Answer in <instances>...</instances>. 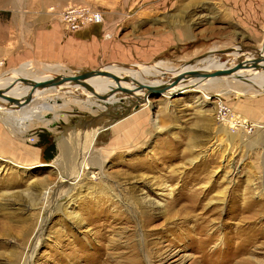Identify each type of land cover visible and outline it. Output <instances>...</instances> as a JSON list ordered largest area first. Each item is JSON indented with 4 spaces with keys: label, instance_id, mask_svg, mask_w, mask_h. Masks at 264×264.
I'll list each match as a JSON object with an SVG mask.
<instances>
[{
    "label": "rangeland",
    "instance_id": "374dc122",
    "mask_svg": "<svg viewBox=\"0 0 264 264\" xmlns=\"http://www.w3.org/2000/svg\"><path fill=\"white\" fill-rule=\"evenodd\" d=\"M20 6L57 21L63 8L86 6L103 23L70 34L84 48L1 62L0 76L25 63L29 77L174 70L209 55L224 61L235 47L255 58L264 49L257 0H0V25ZM236 73L251 78L236 87L220 79L215 94L148 95L140 108L95 99L105 110L76 104L45 122H16L30 103L0 98V264H264V73ZM61 87L41 89L38 105L86 99ZM41 90L31 88L32 101ZM61 142L83 151L78 181L66 177L80 158L62 156Z\"/></svg>",
    "mask_w": 264,
    "mask_h": 264
},
{
    "label": "bare ground",
    "instance_id": "6f19581e",
    "mask_svg": "<svg viewBox=\"0 0 264 264\" xmlns=\"http://www.w3.org/2000/svg\"><path fill=\"white\" fill-rule=\"evenodd\" d=\"M236 52L229 53L230 55L226 58V60L221 61V59L217 56H207L205 58H202L200 60H195L191 64H185L179 69H168V68H158V71L155 69L151 68H156L154 67H141V66H120L118 68H115V70H101L103 72H107L117 78V80H113L112 78H108L105 76H92L89 79H85L80 81L79 84H75L73 82H67L63 83L61 85L63 86H68V87H63V88H72L68 89L66 92L67 94H73L75 92V89L78 90L76 91L74 95H81L85 94L86 99L81 100L77 102V100H74L75 98L70 96L71 100H68L67 98L62 99L61 105L58 104L59 99L58 97L55 98H48L44 100L46 102V105H38V102L36 101V97L38 98V95L43 93V89H38L39 92L33 99L31 100L30 104L28 105L27 108L28 110L25 111L24 114L21 115L20 119L15 118V121L22 122V119L24 120H40L42 122H45L41 117L43 114L48 113V111L55 112V110H59L65 107H70L72 105L78 104L82 109H87L90 110L92 108H101L102 110H105V106H110L112 104L118 103L120 101H123L126 105H128L130 108L135 106L136 103L138 102H144L143 104L136 106V107H145L147 104V96L152 95V90L160 89L162 91V95L164 98L168 99L170 96H173L175 93H179L178 91H198L203 94H215L218 93L219 87L222 86H217L218 83H220V79L224 80H231L232 82V87H236L239 84H242V80L246 78V80L251 78V76H246L240 73H236L237 71H240L243 68H249V69H254L250 68V64L255 61L258 62V70L263 71L264 73V49L260 48L258 51V58H255L254 55H248V54H241L239 53V47H235ZM31 63H25L23 64L20 68L14 69L11 71V74L2 75L0 76V86L3 88L8 87L9 91V96L8 98H14L20 102V106H16L20 109L25 107V100L27 97L32 96L30 94L31 86L30 84H23L20 82V80H30L34 82L38 81H43L46 79H52V77H29L27 71H25ZM237 65H242L241 68L238 70L234 71L233 73L225 76H218V77H204L203 75H209L212 74L213 72L219 71V70H230L234 68ZM44 67V66H43ZM32 68H29V70ZM47 69L51 71L52 73H58L57 70L51 66H47ZM47 70V71H48ZM40 71V70H39ZM42 72V71H40ZM197 72L199 76H194L192 73ZM234 73H236L234 75ZM245 73V72H244ZM248 74V73H247ZM10 75V76H9ZM148 75V76H147ZM254 76V75H253ZM34 77V78H33ZM57 77H66L62 75H58ZM235 77V80H232V78ZM39 78V79H38ZM55 78V77H54ZM239 78V79H236ZM12 83V84H11ZM211 84H214L211 86ZM61 85L60 90H61ZM57 87V86H56ZM51 89L53 87H50ZM49 89V88H48ZM90 89V90H88ZM1 90V89H0ZM6 90V89H5ZM37 90V89H36ZM3 91L4 94V90ZM33 92V91H32ZM36 91L34 90L33 93ZM264 92V91H261ZM66 94V93H65ZM40 95V96H41ZM124 95L128 96H133V98L130 97H125ZM5 96V94H4ZM5 96V97H7ZM92 96L94 100L90 97ZM82 97V96H81ZM74 98V99H73ZM5 100L4 98H1ZM76 99H78L76 97ZM105 101V106L100 107L98 104H96L94 101ZM8 105L10 106H15L11 103H9L7 100H5ZM121 103V102H120ZM34 106V107H31ZM126 107V106H125ZM26 108V109H27ZM72 108V107H71ZM2 109V108H0ZM24 110V109H23ZM99 110V109H98ZM91 111V110H90ZM23 113V111H22ZM21 114V113H20ZM10 115V114H9ZM9 115L5 114V117H10ZM1 118H3L2 115H0ZM11 120V119H10ZM14 124V122H13ZM46 125H49V123H46ZM10 128H12V124L8 125ZM20 129L22 128L21 126H18ZM68 142H61L59 145V148L61 150L62 156H68L69 153L71 152L72 158L79 159L77 160L76 167L72 169V173L68 175L66 178L68 180H79L83 173L86 171V161L84 159L83 151L80 152L75 150V146L71 145ZM82 146V145H81ZM80 146V147H81ZM88 146V145H87ZM86 146V148H87ZM70 147V148H69ZM89 147V146H88ZM71 148L73 150L71 151ZM77 148V147H76ZM82 148V147H81ZM89 149V148H88ZM89 152V151H88ZM73 154H76V157L73 156ZM86 154V153H85ZM78 155V156H77ZM86 156V155H85ZM71 158V156L69 157ZM68 158V162H69ZM74 162V161H72ZM71 162V163H72ZM59 163V162H58ZM70 162L68 163L71 164ZM59 166V164H57ZM27 168V167H25ZM60 169V168H59Z\"/></svg>",
    "mask_w": 264,
    "mask_h": 264
},
{
    "label": "crops",
    "instance_id": "0c3cea01",
    "mask_svg": "<svg viewBox=\"0 0 264 264\" xmlns=\"http://www.w3.org/2000/svg\"><path fill=\"white\" fill-rule=\"evenodd\" d=\"M257 1L263 14L264 0ZM7 21L9 25H0V63L10 65L27 60H50L63 48L69 50L73 46L76 50L80 44L83 48L85 46L84 40L65 32L54 16L43 12L20 6L11 10L4 22ZM22 153L30 160L39 156L32 149L22 150Z\"/></svg>",
    "mask_w": 264,
    "mask_h": 264
},
{
    "label": "water",
    "instance_id": "95a60500",
    "mask_svg": "<svg viewBox=\"0 0 264 264\" xmlns=\"http://www.w3.org/2000/svg\"><path fill=\"white\" fill-rule=\"evenodd\" d=\"M258 62L253 61L250 64V68H256L258 67ZM242 65H237L234 68L230 69V70H219L216 72H213L212 74L209 75H203L204 77H218V76H225V75H229L231 73H233L234 71L238 70L239 68H241ZM194 76H199V74L197 72H193L192 73ZM105 76L108 78H112L113 80H117V78H115L114 76H112L111 74L107 73V72H103L100 70H95V71H91V72H86L84 74H79L76 76H66V77H55L49 80H43V81H38V82H34V81H28V80H20V82H22L23 84H30V86L32 87V91L36 90V89H45V88H50V87H56L59 86L63 83H67V82H73L75 84H79L80 81L85 80V79H89L92 76ZM90 90V89H88ZM162 91L160 89H156V90H152V94L158 96L159 94H161ZM0 98H4L5 100H7L9 103L15 105V106H20V102L14 98H8L5 97L3 94V91L0 90ZM31 102V96L27 97L25 100V105Z\"/></svg>",
    "mask_w": 264,
    "mask_h": 264
},
{
    "label": "built area",
    "instance_id": "2783aa9c",
    "mask_svg": "<svg viewBox=\"0 0 264 264\" xmlns=\"http://www.w3.org/2000/svg\"><path fill=\"white\" fill-rule=\"evenodd\" d=\"M52 10V9H51ZM58 21L67 33H78L89 26L103 23L101 12L86 6H70L56 13ZM33 141V139H30Z\"/></svg>",
    "mask_w": 264,
    "mask_h": 264
}]
</instances>
